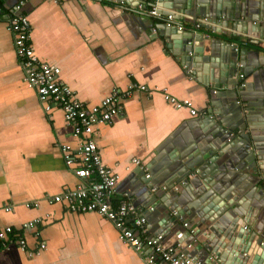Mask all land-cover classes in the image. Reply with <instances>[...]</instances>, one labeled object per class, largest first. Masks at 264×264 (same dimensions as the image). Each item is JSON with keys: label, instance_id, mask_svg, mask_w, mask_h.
Here are the masks:
<instances>
[{"label": "crops", "instance_id": "crops-1", "mask_svg": "<svg viewBox=\"0 0 264 264\" xmlns=\"http://www.w3.org/2000/svg\"><path fill=\"white\" fill-rule=\"evenodd\" d=\"M18 1L0 0V227L18 229L36 217L42 222L38 228L16 232L23 236L25 249L0 243V264H147L142 253L122 242L107 218L96 212L72 211L65 201L51 202L54 195L74 188L79 181L65 163L60 145L76 148L80 138L65 123L62 110L54 107L45 111L36 92L23 80L6 26ZM142 1L149 8L156 0H61L57 4L24 0L21 10L29 19L34 52L60 68L59 80L86 106L97 104L112 89L124 90L132 83L153 89L149 93L137 91L124 99L121 114L110 124L94 128L92 135L102 162L117 175L112 202L126 199L140 207L146 218L145 235L156 236L165 226L161 241L167 245L181 235L184 241L190 237L183 222L191 230L199 224V240L191 253L200 255L202 248L197 249V245L205 242L216 258L215 247L226 241L221 230L239 217L233 218L230 212L247 215L253 221L252 228L264 234V180L258 181L256 176L264 173V40L248 35L242 24L234 29L231 22L227 27L221 20L217 22L211 7L214 0H194L206 9L209 6V10H198L195 4L183 7L184 0L156 1L160 12L170 11L183 25V33H196L205 58L216 59L221 54L222 62L203 64L205 83L194 75L192 62L187 67L180 56L173 54L163 36V20L140 10L137 4ZM220 2L226 9H234L233 2ZM241 2L244 10L248 6L261 9L263 5L260 0H242L239 7ZM256 21L264 25V21ZM262 29L264 34V26ZM167 33L173 41L183 34ZM229 42L239 53L247 50L243 56L247 89L235 91L241 101L245 97L248 114L232 101L235 85L228 89L220 83L215 87L224 77V72L218 74L217 65L221 70L227 67ZM238 75L234 76L236 80ZM162 89L179 99L191 100L198 114L167 103ZM213 102L221 109L217 122L204 117ZM243 122L246 128H236ZM222 125L235 128L231 138L218 132ZM216 141L217 147L213 144ZM177 150L184 159L171 160L170 155ZM185 162H192L194 170L187 169ZM149 165L151 169H147ZM142 171L150 174L152 188L136 177ZM181 175L191 178L192 183L181 187L177 183ZM171 180L178 191L173 188L171 194L169 189L160 190ZM234 194L239 205L229 206L226 201L228 211L219 217L224 207L220 210L218 204ZM196 199L199 204L189 208ZM167 204H177L188 213L185 210L182 220H177L167 211Z\"/></svg>", "mask_w": 264, "mask_h": 264}, {"label": "built area", "instance_id": "built-area-1", "mask_svg": "<svg viewBox=\"0 0 264 264\" xmlns=\"http://www.w3.org/2000/svg\"><path fill=\"white\" fill-rule=\"evenodd\" d=\"M44 1L57 4L61 0ZM23 4L24 0H19L12 7L6 21L23 72V80L36 92L38 101L45 111H50L54 107L62 110L65 123L71 127L73 135L80 138L76 148L69 144L60 145L65 163L73 168L79 181L74 188H68L61 194L54 195L51 202L65 201L72 211L96 212L107 218L118 230L122 242L134 251L142 253L147 264H204L197 254L192 255L186 252L180 244L167 245L161 241L160 235H145L146 218L140 207L126 199L115 204L112 202L116 192L117 175L103 164L92 135L96 126L110 124L115 116L122 113L124 99L137 91L149 93L153 89L144 84L132 83L124 90L114 88L97 104L86 106L66 83L59 80L60 68L40 59L34 52L31 46L29 19L21 10ZM137 5L140 10H144L150 16L163 20L168 27L173 25L174 15L160 12L156 1H151L149 8L146 1ZM176 26L179 30L183 29L181 24ZM238 76L242 77V73ZM239 85L244 86V83L241 82ZM162 91L164 100L176 109L187 108L191 115L198 114L191 100L179 99L164 89ZM237 102L240 103V100ZM244 112L248 113V109H244ZM133 161L138 162L136 158H133ZM146 176L149 175L146 174ZM30 205L34 204H26V206ZM41 222L42 219L36 217L24 222L18 229L11 225L0 227V243L15 244L25 249L26 243L23 236L17 235L16 232L21 229L38 228ZM190 232H192L191 229ZM40 246L44 247V244ZM189 247L192 245L185 244L184 248ZM145 248H148L146 252H144ZM208 257L214 259L213 256Z\"/></svg>", "mask_w": 264, "mask_h": 264}, {"label": "water", "instance_id": "water-1", "mask_svg": "<svg viewBox=\"0 0 264 264\" xmlns=\"http://www.w3.org/2000/svg\"><path fill=\"white\" fill-rule=\"evenodd\" d=\"M118 1H121V0H118ZM156 1H160V0H156ZM210 1L211 0H209L207 2H210ZM220 1H227V0H220ZM220 1L214 0L213 5L211 6L212 11L214 10L213 16L215 18L217 17V22L219 20H221L220 21L221 25H223L225 27L228 26L229 22H231V24H232L231 26L234 29L235 28L237 29L238 25L242 24L243 29L246 31V33L248 35H257L258 39L264 40V34H262V31H263L262 27L264 25H260V23L259 22L257 23V21H256V19H259V21H264V0H260L261 3L263 4L261 6V9H260V7L255 8L253 6H248L246 8V10H244L242 2H241L242 8L239 7V2L242 0H228L231 3L233 2L232 7L234 6V9L233 8L226 9L225 4H222ZM196 3H198V2H196V1L194 2V0H184L182 6L183 7H192L195 4V6H197L198 10L206 9L205 7H203L199 4L197 5ZM159 5L160 4L158 3L157 6H159ZM208 7L206 10H209ZM236 11H239V13ZM169 12L170 11H167L166 13L163 12V13L168 14ZM208 16L213 17L210 14H208ZM256 16H258V17H256ZM177 24H179V23L176 20V18L174 17V22H173V25L171 27H168L165 23H161V26H162L161 28L163 29L164 32L166 31V33L168 31L170 33H174V34L183 33L182 30H179L177 28V26H176ZM223 32L236 35V33L232 32V31L231 32L223 31ZM166 33H163V36L168 42V47L172 48L173 54L180 56L182 58V63L183 62L186 63L187 67H189L190 62H192V67L194 68V71H193L194 75L200 76L201 79L199 78V80H203L205 83H208L207 75L204 74V77H203L202 72H204V68L202 66L204 63L209 64L211 62L213 64H217V62L221 61V54L219 53L217 55L218 58H216V59H213L210 57L205 58V56H203L204 46H202V44L199 45L198 41H200L201 39L196 38V33L189 32V33H187L188 35L186 33H183V34H181L180 37L179 36L177 37L178 39L176 41H173L172 39H170V36L168 35V33L167 34ZM196 40H198V41H196ZM260 40L256 41V42H255V40H253L254 41L253 43H258V42H260ZM228 47L230 50H229V55H228L229 60H228V62H226L227 67H225L223 70H221V67L219 65H217V67H219V69H220L218 74L222 75V72H224V75H223L224 77H222L223 80H220V82H217V84H215V87H218L220 83L226 85V88H228V89L235 85L236 88L234 89V97H232V101L235 102V104L238 106L239 109L240 108H242L243 110L248 109V113H249L250 109L248 108L247 103H245L246 105H244V102H246L245 97L241 98L244 102L241 101L240 99H238V97L236 95V91H235L236 89H239V88H240L239 90H241V89L246 90L247 89L245 81H243L245 78V75H246L245 62L243 61V56L246 55L247 50L243 49L239 53L235 49V46L231 44V42H229ZM257 56H258V53H257ZM238 73H242V77H240L236 80V78L234 76H235V74H238ZM225 77H226V79H225ZM242 81L244 82V86L239 85ZM237 100H240V103H238ZM211 106L212 107L207 109L208 114H206L204 117L211 120V121L217 122L220 120L219 115L221 113V109L219 108V104H217L216 102H213ZM248 113H244V114H248ZM245 118L247 119V122L249 121V123H250V120L248 119V117L246 116ZM224 126L223 125L220 126V129H218L219 130L218 132L223 134L225 138H229L231 133H232L231 131H233L235 128H232L233 126H228V125H224ZM244 127H245V123L243 122L242 125H240L239 127H236V128L243 130ZM227 129H228V131H226ZM213 144L215 145V147L218 146L217 141L214 142ZM192 149H194V148H192ZM176 152H173L170 155L171 160H174L175 157L184 159L182 152H179L178 150ZM203 155L205 158L207 157L206 154H203ZM211 160L212 159H210V161ZM210 161L208 160V162H210ZM185 163L187 164V169L189 168L191 170H194L195 166H193L192 162L190 164H188V162H185ZM148 168L151 169L150 165H149V167H147V169ZM141 173H142V175L136 176V174H135V176L137 178H139L145 184V186L147 188H149V189L152 188L153 185L149 182L150 181V174H149V176H146V175H144L143 171ZM196 174H198L200 177L204 176L203 173L201 171H198V170H196ZM256 176L258 178V181L264 180V173H258ZM178 178H179V181L177 183H179L181 185V187L182 186L187 187L188 182L190 183L191 181H193L191 178H189V179L185 178V175H181V177L179 176ZM173 183L174 182L171 180L159 188H160V190L169 189L170 193L173 194V191H171L173 188L176 191H178V189H179L176 186V184H173ZM162 187H163V189H161ZM154 188L157 189L158 187H154ZM202 196H204V195H202ZM235 196H236V194H234V196L231 199L223 200V204H222V202L220 203V201L218 202V200H217V202L220 203V204H218L219 209L221 210L222 207H224L223 211H220L218 213L219 217H221L226 211H228V209H226L227 207L225 205L226 201L229 202V204H228L229 206L234 205V207H236L239 205L238 199ZM198 204H199V200L196 199V200L191 202V204L189 205L190 206L189 208H195ZM178 206L179 205H177V204H167L166 205L167 211L173 212L175 219L178 220V218H179L180 220H182V218L184 217V214H185L184 211L186 210V212H187L188 209H185V210L182 208L180 209ZM202 213L203 212H201L200 214H202ZM230 215L233 218H234V215L236 217H238V216L239 217L236 220H231L229 223L227 222L228 225L226 224L225 229L221 230L224 233V239H226V241H230L229 244L226 241H224V243L223 242L219 243L217 245V247H215L216 249L214 250L215 253L217 254V257L216 258L214 257L215 259H210L208 256H213V253L210 252L211 247L205 242H203V244L200 242L199 245H197V249L202 248V249H200V250H202L201 254L203 252H205V253H203L202 255L201 254L198 255V257H200L204 262L207 261V264H209V263L210 264H216V263H218V264H264V240L262 239L264 234L263 235L259 234L260 232H258L255 228H252L251 225H252L253 221L251 222V220L248 219L247 215L238 213L236 211H234V213L230 212ZM244 216H246V218H244ZM170 219L174 220L172 217ZM184 223H186V225H183ZM246 223H249L248 227H247ZM182 226L185 230L187 229L190 237L184 241L185 238L181 235V237L180 238L177 237L175 239V241H173L172 244H174V245L182 244L183 247H185V244H191L192 247L185 249L186 252L191 253V252H193V249L195 247L194 244L197 243L199 240L198 236L200 234V225L197 224L196 229L195 230L192 229V232H190L191 228L187 222H183ZM164 227H162V226L160 227V229L158 231L159 233L157 235L160 234V236H162L161 232L164 231ZM214 232L217 233L216 231H214ZM169 245H170V243H169Z\"/></svg>", "mask_w": 264, "mask_h": 264}]
</instances>
